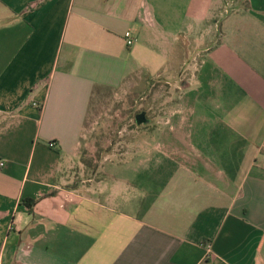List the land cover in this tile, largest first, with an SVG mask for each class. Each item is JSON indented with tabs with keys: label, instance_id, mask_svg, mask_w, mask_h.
<instances>
[{
	"label": "crops",
	"instance_id": "obj_1",
	"mask_svg": "<svg viewBox=\"0 0 264 264\" xmlns=\"http://www.w3.org/2000/svg\"><path fill=\"white\" fill-rule=\"evenodd\" d=\"M0 162V264H264V0H0Z\"/></svg>",
	"mask_w": 264,
	"mask_h": 264
},
{
	"label": "rangeland",
	"instance_id": "obj_2",
	"mask_svg": "<svg viewBox=\"0 0 264 264\" xmlns=\"http://www.w3.org/2000/svg\"><path fill=\"white\" fill-rule=\"evenodd\" d=\"M246 2L247 0H232V6L239 3L245 5ZM148 93L151 100L175 97L174 90L169 83H166L165 79L153 83ZM130 99H127L120 110L114 112L115 114L100 120L98 128L93 134L84 135V157L95 158L97 161L103 158L117 159L124 152L130 151L129 149L134 143V135H136L134 117L144 109L141 96L137 95L134 99ZM146 108L152 115L153 106L149 105Z\"/></svg>",
	"mask_w": 264,
	"mask_h": 264
},
{
	"label": "built area",
	"instance_id": "obj_3",
	"mask_svg": "<svg viewBox=\"0 0 264 264\" xmlns=\"http://www.w3.org/2000/svg\"><path fill=\"white\" fill-rule=\"evenodd\" d=\"M123 37H124V40L126 42V44L129 46V45H132L135 41V38L132 36V33L130 30H126L124 33H123ZM48 145L50 147H54L55 143L53 141L49 142ZM1 164V162H0ZM209 248H210V245L209 244H206L205 245V249L206 251H209Z\"/></svg>",
	"mask_w": 264,
	"mask_h": 264
},
{
	"label": "water",
	"instance_id": "obj_4",
	"mask_svg": "<svg viewBox=\"0 0 264 264\" xmlns=\"http://www.w3.org/2000/svg\"><path fill=\"white\" fill-rule=\"evenodd\" d=\"M144 117H145L144 113H140L135 117V120L137 123H139L140 121L144 120Z\"/></svg>",
	"mask_w": 264,
	"mask_h": 264
},
{
	"label": "trees",
	"instance_id": "obj_5",
	"mask_svg": "<svg viewBox=\"0 0 264 264\" xmlns=\"http://www.w3.org/2000/svg\"><path fill=\"white\" fill-rule=\"evenodd\" d=\"M28 209H32V203L26 204Z\"/></svg>",
	"mask_w": 264,
	"mask_h": 264
}]
</instances>
